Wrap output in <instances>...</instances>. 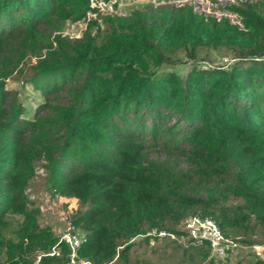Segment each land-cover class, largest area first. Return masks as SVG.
<instances>
[{"label": "trees", "instance_id": "16d2710c", "mask_svg": "<svg viewBox=\"0 0 264 264\" xmlns=\"http://www.w3.org/2000/svg\"><path fill=\"white\" fill-rule=\"evenodd\" d=\"M121 1L0 0V45L15 38L7 49L17 59L31 50L26 81L54 98L33 110L0 78V264H69L66 240L39 228L37 209L27 208L39 161L50 190L86 203L71 220L82 232L77 260L142 264L130 249L148 239L131 238L174 231L194 213L211 216L226 236L255 229L264 242V0L228 7L238 23L189 3L117 14ZM78 20L80 36L62 34ZM170 47L190 60L182 74L158 69ZM204 48L237 59L203 68ZM147 143L179 152L188 169L150 162ZM9 214L22 217L16 242L2 236ZM182 247L210 263L229 258L214 261L204 243Z\"/></svg>", "mask_w": 264, "mask_h": 264}, {"label": "rangeland", "instance_id": "374dc122", "mask_svg": "<svg viewBox=\"0 0 264 264\" xmlns=\"http://www.w3.org/2000/svg\"><path fill=\"white\" fill-rule=\"evenodd\" d=\"M249 0H122L118 5L117 14H129L133 10H145L148 6L156 8L160 5L169 6L171 4L181 5L189 3L196 12L204 15H213L219 18L221 15L226 16L231 22L238 23L237 14L230 10V6H241L242 3ZM108 8V7H107ZM110 8H108L109 10ZM99 21V20H98ZM62 34L68 38L78 37L85 26L83 20L66 21L63 25ZM103 27V25H100ZM55 32V31H54ZM5 43L0 45V78L3 79L8 93L15 100H21L32 107L36 108L37 102H42L45 98L53 100V95L44 98L39 92H34L27 78L33 70L37 57L28 50L24 49L22 55L17 59L16 54H12L7 48H12L15 38L6 39ZM220 48L200 49L198 51V63L202 67L207 61L211 64H218L220 58L226 55H233L228 50ZM164 54H170V60L164 61L158 69L175 70L178 73H184L190 64V60L183 54L172 47L165 49ZM60 100L65 98V92L59 93ZM30 111L27 113L29 114ZM147 160L160 164L164 161H170L180 169H188L187 159L179 152L168 153L161 148L147 143ZM264 190V184L260 186ZM27 198V208H36V221L39 228H47L54 236L66 240L73 244L76 242L82 232L77 227L72 226L71 220L81 211L86 203L77 200L74 197L64 196L53 192L47 187L45 170L42 161L35 165L33 177L29 180L25 189ZM22 217L18 214H9L6 225L2 228V236L6 240L16 242L15 234ZM178 227V226H177ZM231 236L239 242L237 253L231 257L216 263H210L208 258H203L202 254L194 249H184L181 245L170 244L166 240H155L153 244H134L130 249V260L142 264H236L244 263L254 257L264 259V242L261 236L253 229L248 232L230 231ZM6 249L0 248V263L5 259ZM37 259V258H36Z\"/></svg>", "mask_w": 264, "mask_h": 264}, {"label": "built area", "instance_id": "2783aa9c", "mask_svg": "<svg viewBox=\"0 0 264 264\" xmlns=\"http://www.w3.org/2000/svg\"><path fill=\"white\" fill-rule=\"evenodd\" d=\"M98 5L102 6V2H98ZM237 58L233 55H226L220 58L218 64H223V66H228L232 64ZM204 62L203 68L211 65L210 62ZM148 239V244L154 243L155 239H167L175 244L181 246L195 245L198 243H204L208 249V257L213 258L214 261L218 259H225L231 257L237 253L239 242L236 238L224 235L221 230L216 225L214 219L209 215H201L199 213H194L186 216L182 222L173 230H167L163 228H150L141 234L136 235L131 238L138 239L144 238ZM69 243L71 252L68 254L69 264H91L87 260H77L74 257L73 249L74 245ZM52 252H50L51 254ZM38 258V256H37Z\"/></svg>", "mask_w": 264, "mask_h": 264}]
</instances>
